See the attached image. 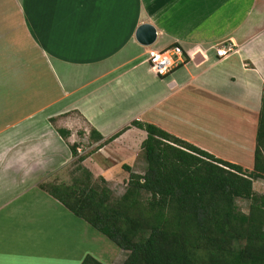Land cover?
I'll use <instances>...</instances> for the list:
<instances>
[{
    "label": "crops",
    "instance_id": "0c3cea01",
    "mask_svg": "<svg viewBox=\"0 0 264 264\" xmlns=\"http://www.w3.org/2000/svg\"><path fill=\"white\" fill-rule=\"evenodd\" d=\"M143 24L157 31L152 46L136 39ZM177 45L182 58L160 76L150 53ZM263 87L264 0H0V264L96 256L74 236L93 228L42 185L69 176L75 144L112 191L127 186L126 167L143 175L145 131L105 143L134 121L252 171L230 151L254 155Z\"/></svg>",
    "mask_w": 264,
    "mask_h": 264
},
{
    "label": "trees",
    "instance_id": "16d2710c",
    "mask_svg": "<svg viewBox=\"0 0 264 264\" xmlns=\"http://www.w3.org/2000/svg\"><path fill=\"white\" fill-rule=\"evenodd\" d=\"M130 127L147 134V169L141 175L126 167L130 176L121 197L82 165L87 156L79 155L77 144L70 147L72 183L42 189L126 251L123 264H264V195L254 191V181L264 180V87L252 171L138 121L105 143ZM57 131L64 140L71 135ZM102 139L91 131L90 141ZM238 199L251 202L248 214ZM81 264L104 263L87 255Z\"/></svg>",
    "mask_w": 264,
    "mask_h": 264
},
{
    "label": "rangeland",
    "instance_id": "374dc122",
    "mask_svg": "<svg viewBox=\"0 0 264 264\" xmlns=\"http://www.w3.org/2000/svg\"><path fill=\"white\" fill-rule=\"evenodd\" d=\"M80 131L81 130H79L78 132H80ZM83 137H84L83 134H81V138H83ZM254 139L252 138L251 145L252 144L254 145ZM80 142H81L80 145L82 146V149L86 151V149L89 148L88 141L87 140H83V141L80 140ZM90 152H91V149L87 150L86 154H89ZM232 152H234V155H236L233 158L234 159H243L242 163H244L245 165H249V163L254 161V155L252 153L251 154L248 152L246 153V152H243L239 149H235L234 151H230V153H232ZM75 165H76V163L74 162V164L69 168V170H68L69 176L68 177L62 176V178L59 179V181L58 180H55L53 182L49 181L46 184H67V185H70L73 181V175H74L73 172L75 169ZM123 174L125 176H128L127 173H123ZM118 186L119 187H117L116 189L113 190L115 197H121L125 193V190L127 188V186H125V184H120ZM254 191L258 195H264V180L254 181ZM250 204H251V202L249 200H244V199H238L237 200L238 208L240 209L241 212H243L245 214L249 213ZM66 225H67V222H66ZM88 226H89V224H88ZM77 227H79V229L74 234V236L75 237L78 236L80 238L78 239L76 245L77 246L80 245L81 247H83L89 251H92L93 253H95V255H96L95 257L100 258L102 262L114 263V261H116V262L118 261L120 263V261H123L125 256H128V255H123V254L121 257H120V255L117 256L118 253L120 252V248L117 247L112 241H110L109 239H107L103 235H101V234L99 235V233L96 232V230L94 228L92 229L94 234L93 233L89 234V231H86L84 234L82 226L77 225ZM83 234H84V236H83ZM81 236H83V237H81ZM94 237H96V239L93 242L92 238H94ZM75 243H76V240H75Z\"/></svg>",
    "mask_w": 264,
    "mask_h": 264
},
{
    "label": "built area",
    "instance_id": "2783aa9c",
    "mask_svg": "<svg viewBox=\"0 0 264 264\" xmlns=\"http://www.w3.org/2000/svg\"><path fill=\"white\" fill-rule=\"evenodd\" d=\"M233 52L234 48L230 44L217 49V55L220 58H226ZM183 53L182 47L178 45L162 51H153L150 53L149 63L160 76H164L176 67L175 58H182Z\"/></svg>",
    "mask_w": 264,
    "mask_h": 264
},
{
    "label": "water",
    "instance_id": "95a60500",
    "mask_svg": "<svg viewBox=\"0 0 264 264\" xmlns=\"http://www.w3.org/2000/svg\"><path fill=\"white\" fill-rule=\"evenodd\" d=\"M136 39L143 46H152L157 39V31L154 26L143 24L136 34Z\"/></svg>",
    "mask_w": 264,
    "mask_h": 264
}]
</instances>
